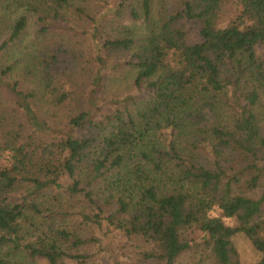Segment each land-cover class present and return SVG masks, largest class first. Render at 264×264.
Here are the masks:
<instances>
[{"label":"trees","instance_id":"obj_1","mask_svg":"<svg viewBox=\"0 0 264 264\" xmlns=\"http://www.w3.org/2000/svg\"><path fill=\"white\" fill-rule=\"evenodd\" d=\"M3 153L0 264H264V0H0Z\"/></svg>","mask_w":264,"mask_h":264},{"label":"rangeland","instance_id":"obj_2","mask_svg":"<svg viewBox=\"0 0 264 264\" xmlns=\"http://www.w3.org/2000/svg\"><path fill=\"white\" fill-rule=\"evenodd\" d=\"M239 10V6L234 2H226L223 4L221 18L219 21V25L223 27L226 25L237 13ZM28 38V37H27ZM8 163V155L3 153L0 155V168L4 167ZM227 224H233V219H225ZM239 237L236 240V246L239 250L240 256L246 264H250L254 260L253 252L250 249L249 244L243 240L242 235H238ZM103 247L105 248L104 255L106 254L109 257L110 262L118 261L119 264H136L133 261H130L127 256L124 254L123 249V241L118 238L112 236H107L102 239Z\"/></svg>","mask_w":264,"mask_h":264}]
</instances>
